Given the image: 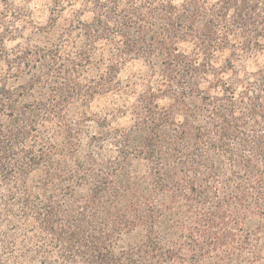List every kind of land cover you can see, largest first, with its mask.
<instances>
[{
	"label": "trees",
	"instance_id": "1",
	"mask_svg": "<svg viewBox=\"0 0 264 264\" xmlns=\"http://www.w3.org/2000/svg\"><path fill=\"white\" fill-rule=\"evenodd\" d=\"M0 264H264V0H0Z\"/></svg>",
	"mask_w": 264,
	"mask_h": 264
},
{
	"label": "rangeland",
	"instance_id": "2",
	"mask_svg": "<svg viewBox=\"0 0 264 264\" xmlns=\"http://www.w3.org/2000/svg\"><path fill=\"white\" fill-rule=\"evenodd\" d=\"M39 8H41L40 4H35V3H32V7L31 9L33 10H38ZM35 19H37L38 21H43L45 19V16L44 15H38V13L35 15ZM263 62V57H258V58H255V59H251L248 63L249 67L252 68V69H255L257 68L258 66H260ZM142 63H139V62H133L131 64H128L125 68H124V73H123V78L125 80H128V76H130L131 74L132 75H136V74H140L142 72ZM104 102H102V105ZM105 105H106V101H105ZM104 105V106H105ZM101 107L97 108L100 109ZM74 111H80L81 110V107L79 106H75L73 108ZM126 121L125 119H122V120H118V121H115V124L119 125V126H125L126 125ZM115 125V126H117ZM88 130H89V134H92L94 132L97 131V126H96V123L94 121H90L88 123ZM86 141V139H85Z\"/></svg>",
	"mask_w": 264,
	"mask_h": 264
}]
</instances>
